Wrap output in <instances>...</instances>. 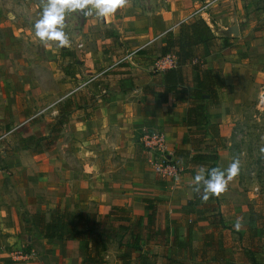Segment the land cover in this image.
Masks as SVG:
<instances>
[{"label": "crops", "instance_id": "0c3cea01", "mask_svg": "<svg viewBox=\"0 0 264 264\" xmlns=\"http://www.w3.org/2000/svg\"><path fill=\"white\" fill-rule=\"evenodd\" d=\"M208 1L212 0H174L161 38L168 32L177 34L179 25ZM200 17L216 37L233 42L232 48L222 50L205 47L202 56L206 67L221 73L225 82L218 89L219 103H207L213 125L208 133L188 124L190 87L165 94L157 83L160 79L150 76L158 60L148 68L138 66L135 74L133 61L116 53L110 55L117 61L116 73L100 72L97 76L103 75V83L99 85L74 84L72 92L51 105L50 114L41 110L35 116L22 110L26 111L23 120L13 127L20 111L11 100L0 99V133L5 132L0 136L4 160L0 166V264H82L84 243H47L38 233L34 220L48 219L57 206L99 219L118 207L129 212L131 222L143 218V253L151 264H264L263 196L247 192L234 177L226 191L202 200L193 190V178L206 174L211 163L192 161L193 156L216 149L218 167L228 166L227 151L216 143L232 135L222 107L229 101L223 103V97L232 90L229 75L240 68L243 57L246 72L264 75V0H216ZM117 37L104 35L111 43ZM142 49L148 54H136L134 63H148L154 57L153 48ZM106 56L103 53V63ZM93 61L86 60L88 67ZM122 61L126 65H119ZM185 72L191 86L190 67ZM62 119L67 122L59 129ZM147 132L166 137L168 155L182 168L173 179L154 172L153 154L142 142ZM11 135L15 139L7 144L4 140ZM29 137L36 140L23 141ZM149 206L156 220L150 227ZM237 217L243 225L240 231L232 227ZM105 246L107 264H125L119 260L118 238Z\"/></svg>", "mask_w": 264, "mask_h": 264}, {"label": "rangeland", "instance_id": "374dc122", "mask_svg": "<svg viewBox=\"0 0 264 264\" xmlns=\"http://www.w3.org/2000/svg\"><path fill=\"white\" fill-rule=\"evenodd\" d=\"M46 3L47 0H0V99L11 100L20 111L13 127L21 123L26 111L29 115L41 110L50 114L51 105L72 92L74 84L103 83V75L97 76L100 72L107 69V73H116L117 61L111 58V53L132 60L135 74L139 72L138 66L152 65L167 28L166 16L174 6V0H126L123 7L108 17L67 12L63 30L69 43L59 46L55 41L41 43L34 34L33 25ZM106 33L116 34L118 41H105ZM144 47L153 48L154 57L147 59L148 63H134L136 51ZM103 53L107 55L104 63ZM71 55L75 56L73 63ZM92 58L96 60L92 63L94 68L86 62ZM244 63L243 57L238 64L240 68L230 73L232 90H227L223 97V103L229 101L222 107L232 135L220 137L216 143L227 151L224 157L227 165L239 160L235 177L244 189L263 196L264 200V108L258 105L264 75H250ZM14 139L11 135L4 141L11 144ZM3 161L0 158V166Z\"/></svg>", "mask_w": 264, "mask_h": 264}, {"label": "trees", "instance_id": "16d2710c", "mask_svg": "<svg viewBox=\"0 0 264 264\" xmlns=\"http://www.w3.org/2000/svg\"><path fill=\"white\" fill-rule=\"evenodd\" d=\"M216 46L220 50L232 48L233 42L229 38L216 37L212 28L201 17H192L179 25L177 34L168 32L157 50V60L170 55L175 57L176 66L163 72L156 68L150 72V76L160 79L157 83L165 88V94L176 92L180 87L185 86L192 89L190 97L186 99L192 105L188 111V124L203 129L205 133L213 127L208 116L207 103L212 101L218 104V89L225 87L222 74L208 69L202 58L205 47ZM136 54H148V52L146 49H141ZM71 59L73 63L75 56L71 55ZM124 64L123 61L119 63L121 66ZM188 67L191 71V86L188 84V76L185 72ZM66 122L67 119L59 121V129ZM35 140L29 137L23 141L32 143ZM218 160L216 149L211 154H197L192 158L195 164L210 162L208 169L218 167ZM176 165L179 166L178 163ZM149 209L151 213L147 223L150 227L156 220L154 209L151 206ZM34 223L39 235L47 243L53 241L84 243L86 256L82 264H107L103 251L105 245L114 238L119 239L121 253L119 260L125 261V264L131 263L132 260H136L138 264H151L149 256L143 253V218L131 222L130 214L125 208L115 207L108 216L99 219L97 216L85 215L81 212L71 213L57 206L50 212L48 219L46 216H38Z\"/></svg>", "mask_w": 264, "mask_h": 264}, {"label": "clouds", "instance_id": "9594fccd", "mask_svg": "<svg viewBox=\"0 0 264 264\" xmlns=\"http://www.w3.org/2000/svg\"><path fill=\"white\" fill-rule=\"evenodd\" d=\"M125 4L126 0H47L33 25L34 34L41 43L55 41L59 46H66L69 41L63 29L67 12L83 11L85 15L108 17ZM238 172V159H234L226 168L212 167L206 174L197 173L194 176L193 190L205 201L210 196H219L226 191L228 183ZM232 227L236 231L242 229L240 217L236 218Z\"/></svg>", "mask_w": 264, "mask_h": 264}, {"label": "built area", "instance_id": "2783aa9c", "mask_svg": "<svg viewBox=\"0 0 264 264\" xmlns=\"http://www.w3.org/2000/svg\"><path fill=\"white\" fill-rule=\"evenodd\" d=\"M216 0L208 1L204 6L197 9L193 13V17H200L206 15L210 7L215 3ZM158 71H165L176 66V59L173 56H166L159 59L156 62ZM258 105L260 108H264V86L259 95ZM144 148L153 154V169L154 172L163 179H173L179 175L182 168L177 166L174 160L167 153V141L164 134L160 132L145 133L142 137Z\"/></svg>", "mask_w": 264, "mask_h": 264}]
</instances>
